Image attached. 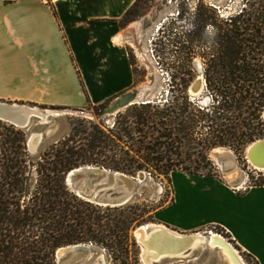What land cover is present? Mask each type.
Wrapping results in <instances>:
<instances>
[{
    "label": "trees",
    "instance_id": "1",
    "mask_svg": "<svg viewBox=\"0 0 264 264\" xmlns=\"http://www.w3.org/2000/svg\"><path fill=\"white\" fill-rule=\"evenodd\" d=\"M138 2L127 10L124 21L135 13ZM227 25L218 37V55L210 59L214 69L204 72L210 99L199 105L198 113L189 111L191 77H183L182 95L174 96L173 102L151 99L131 105L136 126L128 129L123 125L118 134L96 126L80 139L74 129L53 143L36 163L34 187L25 134L17 131L9 136L8 143L15 150L0 158V264H58L57 250L80 242L104 247L114 264H142L130 229L136 221L145 220L148 210L128 202L106 206L105 210L117 212L103 214V205L80 197L69 187L70 171L93 164L134 175L144 167L141 159L148 162L155 145L164 138L177 142L187 136L199 139L205 151L221 145L242 151L264 137V6L242 8L229 17ZM111 101L95 106L104 108ZM153 126L157 134L150 130ZM135 131L140 134L138 148L133 153L117 150L115 138L132 139ZM199 133L201 137L196 135ZM206 159L203 156L205 164ZM177 169L218 177L175 163L164 172L170 181L171 172ZM251 185H264V181ZM253 264L259 262L253 259Z\"/></svg>",
    "mask_w": 264,
    "mask_h": 264
},
{
    "label": "crops",
    "instance_id": "2",
    "mask_svg": "<svg viewBox=\"0 0 264 264\" xmlns=\"http://www.w3.org/2000/svg\"><path fill=\"white\" fill-rule=\"evenodd\" d=\"M136 1L0 0V99L84 108L132 91L136 75L124 17ZM170 177L172 198L156 210L158 224L206 236L210 231L202 230L221 227L264 264V185L237 191L220 177L181 169Z\"/></svg>",
    "mask_w": 264,
    "mask_h": 264
},
{
    "label": "rangeland",
    "instance_id": "3",
    "mask_svg": "<svg viewBox=\"0 0 264 264\" xmlns=\"http://www.w3.org/2000/svg\"><path fill=\"white\" fill-rule=\"evenodd\" d=\"M262 6H264V0H139L135 13L125 21L128 27L126 41L136 75L135 88L144 89L143 95L133 104L139 105L151 99L166 101L167 98L171 103L174 96L182 95L185 83L182 78L191 77L188 91L193 102L189 111L198 113L199 105H206L209 102L210 92L206 85L202 87L200 82L195 84L194 82L199 76L204 75L205 69L209 67L214 69L210 59L218 55V37L223 33V29L227 28L229 17L237 14L244 7L252 10ZM133 22L140 24L134 26ZM209 27L214 31V37L206 33ZM192 85L194 90L198 89L197 92L190 91ZM0 101L14 103V101L3 99ZM112 101L104 108H98L95 105L84 108H54L18 102L26 107L39 108L42 111L52 110V112L47 114L48 118L45 121H42L40 117L44 115L34 114L28 126H18L0 118V158L3 153L15 150L8 143L9 136L17 131L24 132L26 137L24 145L31 157L30 183L34 187L38 178L37 161L53 143L68 136L74 129L77 133L76 139H80L85 132L87 134L90 130H95L96 126L106 132L111 130L114 134H118L123 125L128 129L134 125V110L131 106L133 104L114 114H105ZM150 130L155 134L158 133L155 126ZM32 134L40 135L39 144L34 151L29 146ZM132 135V139L125 136L123 140L115 138L116 149L119 151L129 149L133 153L138 148L137 139L140 134L135 131ZM196 135L201 137V133ZM161 141L155 145L148 162L141 159L144 167L136 170L134 175L128 174L138 176L140 171H144L145 175L143 181L137 185L136 193L130 201L148 210L144 216L145 220L140 224L136 221L130 229L132 237L136 240L135 247L140 251V259L141 244L136 236L138 227L158 224L154 217L156 210L172 198L171 181L164 173L168 167L180 163V166H187L192 170L214 172L232 185H238L240 180H245L241 190L256 182L264 181V170L255 168L247 159V148L252 142L248 143L242 151H237L229 145L216 146L205 151L199 139L193 140L188 136L185 139L181 138L180 142L170 138H164ZM131 143H134V146H131ZM203 156L207 157L206 164L202 161ZM70 188L73 190L72 187ZM106 206L114 207L103 205V214L117 212L105 210ZM210 230L222 234L238 250L247 264H253V259L240 250L221 227H211L202 231ZM205 242L208 243L207 240L198 243L195 246L197 249L187 257L174 259L166 264H227L220 250L211 249L203 244ZM91 247L93 252L104 254L105 264H114L104 247L94 244ZM141 263L144 264L142 259ZM158 264H163V261Z\"/></svg>",
    "mask_w": 264,
    "mask_h": 264
},
{
    "label": "water",
    "instance_id": "4",
    "mask_svg": "<svg viewBox=\"0 0 264 264\" xmlns=\"http://www.w3.org/2000/svg\"><path fill=\"white\" fill-rule=\"evenodd\" d=\"M205 85H207L206 80ZM197 91L198 89L195 90V92ZM130 94L131 91L126 92L117 98L123 96L126 97ZM19 108H23L26 111L31 110L29 107L21 105L18 102L9 104L0 101V118L16 124L13 122L14 120L12 117L16 116V109ZM35 110L39 111V108H36ZM28 124L29 121L21 123L22 126H28ZM254 142V146L250 151L260 150V148L264 146L263 138H259ZM144 178L145 175L143 171H140L138 176H130L120 170H113L104 166L88 164L71 170L66 181L67 184L73 188V191L82 198L99 205L118 206L127 204L132 200L136 193L137 185L142 182ZM149 230H151V228ZM194 235L195 234H181L168 227L151 231L149 238L143 242L140 241L136 235L141 244V259L144 264H148L145 261V257L152 256V264H155L161 261L164 256L183 254L186 250L191 248L187 245L193 242L195 238ZM223 241H225L227 246L232 250L230 243L225 239H223ZM91 245L92 243L80 242L60 247L59 249H64L61 251H59V249L57 250L56 256L58 264H105L104 254L93 252ZM161 253L164 255L161 258L156 259L155 256ZM236 259L237 263L241 264L240 260H238V258Z\"/></svg>",
    "mask_w": 264,
    "mask_h": 264
},
{
    "label": "bare ground",
    "instance_id": "5",
    "mask_svg": "<svg viewBox=\"0 0 264 264\" xmlns=\"http://www.w3.org/2000/svg\"><path fill=\"white\" fill-rule=\"evenodd\" d=\"M136 24L139 25L140 23L136 22L133 25L136 26ZM140 55L143 56V54H141V53H140ZM196 82H200L202 87H203L205 85L204 76L203 75L199 76L196 79V81L194 82V84ZM193 85L191 86L190 91L195 92V90H193ZM143 93H144L143 88H134L131 91V94L129 96H126V97L123 96L121 98H117L116 100H114L113 103L110 105V108L107 109L105 114H114L117 111H120L122 108L133 104L134 102H136L137 98H139L143 95ZM29 108L31 109L30 111H26L23 108L16 109V112H15L16 116L12 117V119L14 120L13 122H15L18 126L19 125L22 126L21 123L28 122L33 116H35L34 114H37V113L44 115V116H40V115L39 116L41 117L42 121H45L48 118L47 114L52 112V110L42 111L39 109V111H38V110H35L36 108H33V107L32 108L29 107ZM263 139H264V137H263ZM39 141H40V135L39 134H34V135L32 134V136L30 138V142H29V145H30V148L32 151L37 149ZM254 143L255 142L253 141L247 149V159L253 164V166L255 168L264 170V146H262V148H260V150L250 151L251 148L254 146ZM163 227L166 228L162 224L141 225L138 227L136 233H137L139 240L143 242L144 240H147L149 238V236L151 235V231H156V230L163 228ZM150 228H151V230H149ZM194 236H195V238H194L193 242L189 243L187 245L188 247L195 248V246L198 243L207 240V242H208L207 246L210 247L211 249L220 250V252L223 255V257L225 258L227 264H238L236 258H238V260H240L241 264H247L245 262V260L243 259V257L238 252V250L232 244H230L232 247V250H231V248H229L227 246L225 241H223V239H225V238L222 234L212 232V233H210V235L208 237H206L203 234L196 233ZM62 249H64V248L59 249V251H61ZM183 254H185V252ZM163 255L164 254L161 253L155 257H156V259H159ZM180 255H182V254H180ZM145 261L148 264H152L153 257L152 256H150V257L146 256Z\"/></svg>",
    "mask_w": 264,
    "mask_h": 264
},
{
    "label": "built area",
    "instance_id": "6",
    "mask_svg": "<svg viewBox=\"0 0 264 264\" xmlns=\"http://www.w3.org/2000/svg\"><path fill=\"white\" fill-rule=\"evenodd\" d=\"M221 14H222V12H221ZM242 188H243V185H241V184H238V185H235V186H234V189L237 190V191H240ZM212 232H213V231L210 230V233H212Z\"/></svg>",
    "mask_w": 264,
    "mask_h": 264
},
{
    "label": "clouds",
    "instance_id": "7",
    "mask_svg": "<svg viewBox=\"0 0 264 264\" xmlns=\"http://www.w3.org/2000/svg\"><path fill=\"white\" fill-rule=\"evenodd\" d=\"M206 33L209 35V36H213L215 35L214 31L209 27L206 29Z\"/></svg>",
    "mask_w": 264,
    "mask_h": 264
},
{
    "label": "flooded vegetation",
    "instance_id": "8",
    "mask_svg": "<svg viewBox=\"0 0 264 264\" xmlns=\"http://www.w3.org/2000/svg\"><path fill=\"white\" fill-rule=\"evenodd\" d=\"M133 23H136V22H133ZM30 142V141H29ZM30 146V145H29ZM31 149V148H30Z\"/></svg>",
    "mask_w": 264,
    "mask_h": 264
}]
</instances>
